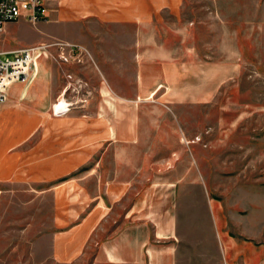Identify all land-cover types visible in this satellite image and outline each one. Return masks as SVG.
<instances>
[{"label": "rangeland", "instance_id": "rangeland-1", "mask_svg": "<svg viewBox=\"0 0 264 264\" xmlns=\"http://www.w3.org/2000/svg\"><path fill=\"white\" fill-rule=\"evenodd\" d=\"M38 24L4 28L0 51L27 47ZM157 26L188 62L178 81L168 75L161 97L131 100L132 194L113 205L73 264H242L243 252L262 256L264 0H189L179 22L168 14ZM25 187L0 190V264H60L48 236L52 196L43 185Z\"/></svg>", "mask_w": 264, "mask_h": 264}, {"label": "crops", "instance_id": "crops-1", "mask_svg": "<svg viewBox=\"0 0 264 264\" xmlns=\"http://www.w3.org/2000/svg\"><path fill=\"white\" fill-rule=\"evenodd\" d=\"M188 2L56 0L50 3V20L35 27L27 46L61 39L84 45L90 57L65 64L41 58L29 81L9 88L8 101L0 104V184L15 186L0 190L22 194L25 185L40 184L50 192L48 236L52 258L60 264L82 261L113 205L132 194L134 143L126 116L132 99L161 97L169 74L178 81L181 62L188 60H180L185 53L174 49L157 25L168 14L179 22ZM200 30L209 28L203 24ZM68 102L71 110L59 113ZM109 160L121 168L111 169ZM246 254L242 264L264 257Z\"/></svg>", "mask_w": 264, "mask_h": 264}, {"label": "built area", "instance_id": "built-area-1", "mask_svg": "<svg viewBox=\"0 0 264 264\" xmlns=\"http://www.w3.org/2000/svg\"><path fill=\"white\" fill-rule=\"evenodd\" d=\"M56 0H0V32L7 23L24 19L31 24L50 20V3ZM90 57L87 48L76 42L52 39L38 45L18 50L0 51V104L9 99V88L16 82L29 81L31 72L41 58H53L58 63H82ZM72 79V74H67ZM59 103V102H58ZM73 102L67 103L59 113L71 110Z\"/></svg>", "mask_w": 264, "mask_h": 264}, {"label": "bare ground", "instance_id": "bare-ground-1", "mask_svg": "<svg viewBox=\"0 0 264 264\" xmlns=\"http://www.w3.org/2000/svg\"><path fill=\"white\" fill-rule=\"evenodd\" d=\"M62 104V103H61ZM67 105H65L64 107H66ZM64 110H66V109H64Z\"/></svg>", "mask_w": 264, "mask_h": 264}]
</instances>
